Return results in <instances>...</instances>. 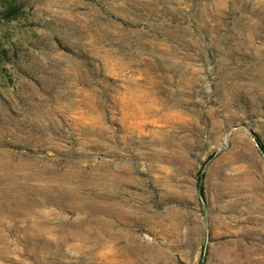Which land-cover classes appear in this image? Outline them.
I'll return each mask as SVG.
<instances>
[{
    "label": "rangeland",
    "instance_id": "rangeland-1",
    "mask_svg": "<svg viewBox=\"0 0 264 264\" xmlns=\"http://www.w3.org/2000/svg\"><path fill=\"white\" fill-rule=\"evenodd\" d=\"M0 264H264V0H0Z\"/></svg>",
    "mask_w": 264,
    "mask_h": 264
},
{
    "label": "trees",
    "instance_id": "trees-1",
    "mask_svg": "<svg viewBox=\"0 0 264 264\" xmlns=\"http://www.w3.org/2000/svg\"><path fill=\"white\" fill-rule=\"evenodd\" d=\"M9 13L5 14L6 17H8Z\"/></svg>",
    "mask_w": 264,
    "mask_h": 264
}]
</instances>
